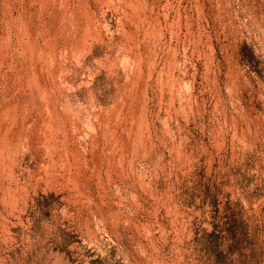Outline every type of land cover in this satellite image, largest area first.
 <instances>
[{
  "label": "rangeland",
  "instance_id": "1",
  "mask_svg": "<svg viewBox=\"0 0 264 264\" xmlns=\"http://www.w3.org/2000/svg\"><path fill=\"white\" fill-rule=\"evenodd\" d=\"M0 264H264V0H0Z\"/></svg>",
  "mask_w": 264,
  "mask_h": 264
}]
</instances>
